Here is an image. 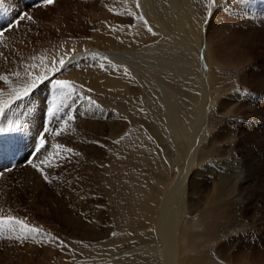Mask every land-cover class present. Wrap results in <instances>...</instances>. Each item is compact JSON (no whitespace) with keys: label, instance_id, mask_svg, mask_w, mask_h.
<instances>
[{"label":"rangeland","instance_id":"rangeland-1","mask_svg":"<svg viewBox=\"0 0 264 264\" xmlns=\"http://www.w3.org/2000/svg\"><path fill=\"white\" fill-rule=\"evenodd\" d=\"M89 1L54 0L47 4L45 0H0V60L4 61L0 72L10 63L16 67V80L32 82L37 76L46 77L34 87L43 90L40 96L45 102L39 101V95L30 98L28 111L33 112L29 117H41L42 110L51 107L55 97L64 99L69 95L80 98L85 112L82 118H77L76 110L67 108L71 113L70 130L57 132L60 123L56 125V122L37 126L28 138V144H32L25 148L21 137L24 126L30 131L33 125L30 120L19 122L22 130L4 134L6 144L0 145V216L24 220L41 232H22L14 223L0 225V264H103L112 257L110 250L120 248L118 244L106 245L105 239L108 241L120 228H130L134 206L138 205L137 211L142 214L143 206L155 192L147 176L156 185L157 193H161L164 185L175 184L191 161L194 164L187 180L208 181L210 189L196 195L187 194L190 212L187 220L196 225L192 233L207 234L208 226L213 223L220 230L233 224L234 259L227 264H264V0H188L200 19L199 33L204 31L220 55L235 66L216 65L210 70L217 85L211 93L209 133L195 160L189 149L179 153L170 141L161 144L153 141L160 145L169 161L170 174L165 171V164L154 167L138 159L150 146L146 145L145 136H138L136 126L131 125L116 137L110 135V127L122 128L121 115L137 113L133 105L92 90L71 77L78 72L93 75L100 65L104 68L107 65L101 52L90 51L87 44H82L83 49L79 44L90 41L96 29L84 36L70 35L76 34L78 22L93 18L99 30L113 32L124 24L111 26L107 20L120 16L125 8L132 9L129 1L125 3L128 7H123L121 0H111L109 6H105L104 0H98V5L88 4ZM73 6L84 7V16H79ZM70 7L74 11L69 12ZM55 39L60 46L52 44ZM70 40L78 47L69 49ZM26 49L30 54L25 55ZM78 50L85 54L65 63L66 67L60 66V59L66 62ZM20 57L24 58L21 62ZM53 68L60 70L53 71ZM140 70L147 75L145 68ZM0 77H3L1 73ZM56 79L70 81L71 93L62 94L54 86ZM41 136L45 145L35 152ZM215 173H221L222 181ZM45 175L47 181L43 178ZM220 182L226 196L209 206L204 196ZM7 187H17L15 190L24 192L23 198L18 197L13 205L7 204V198L12 196ZM234 196L242 205L239 212L232 207L236 203L232 202ZM111 208L117 214L112 215ZM153 231L158 240L157 230L153 228ZM198 239L197 246L188 252L204 257L198 264H217L219 260L213 258L215 241L205 235ZM202 242L203 246L199 247Z\"/></svg>","mask_w":264,"mask_h":264},{"label":"bare ground","instance_id":"bare-ground-1","mask_svg":"<svg viewBox=\"0 0 264 264\" xmlns=\"http://www.w3.org/2000/svg\"><path fill=\"white\" fill-rule=\"evenodd\" d=\"M121 1L124 2L123 7L129 1L128 3H130L132 9L126 11L125 8L120 16H114L115 19L107 20L111 26L123 23L124 27L121 29H115L113 32L112 30L111 32L99 30L98 23L92 20L93 18L84 21L85 18L84 22L82 20L78 22L77 26L81 27L76 26V34L70 33L72 37L84 36L87 33L90 34L91 30L96 29V31H93L90 41H83L79 44L81 48L84 46L82 44H87L90 46V51L101 52L103 57L106 58L104 61L107 62H104V64H107L105 68L101 65L99 69L96 67L99 71L93 75L79 74L78 72V74L71 77L92 90L126 100L127 104L133 105L137 113L121 115L122 118L119 120L122 128L110 127V135L116 137L128 130L131 125L136 126L138 136H145L148 139L146 145L150 146V149H147L138 159L154 167L165 164V171L170 174V163L168 164L169 161L162 153L160 145L158 147L156 143L161 144L163 141H170L179 153L189 149L192 159H194L209 133V113L213 104L211 93L217 85V79L213 78L214 76L211 75L210 70L216 65L226 67L235 65L231 61H226L220 55V51L217 47H213L215 45L209 39V36L205 35L204 31L199 33L200 19L195 15L188 0ZM97 2L98 0H91L88 4L96 5ZM111 2V0H104L105 6L111 5ZM137 4H139V7H137ZM73 7L77 8L79 16H84V7ZM73 7H70L69 12L74 11ZM149 27L152 29L151 32L148 30ZM52 44L59 45V41L55 39ZM75 45L76 42L71 41L67 46L69 49H73L72 47ZM76 46L78 47V45ZM27 53L29 51L26 49L25 55ZM202 53L205 55L204 59H201ZM84 54L78 50V53L68 58L65 63L73 62ZM17 56L19 57V54ZM23 59L20 57V62ZM3 63L4 61L0 60V64ZM141 67L145 68L147 75L140 70ZM125 69H127V72H125ZM0 73L3 77H7L6 80H0V107L4 108L3 113L0 114V127L6 128L9 121L25 123V121L30 120L33 123L30 131H27L24 126V133L21 137L24 140L22 143L23 148L32 144H28V138L37 126L44 127L49 123L56 122V125L60 123L56 127L57 132L62 133L70 130V127H72L70 124L72 123L68 116L71 113H68L67 108L76 110L74 115L77 118H82L85 114L80 98L69 95L64 99L54 98L57 105L54 114H49L51 107L47 106L45 110H42L41 117L31 118L33 111H28V100L37 95L40 96V92L43 90L38 91V89L32 88L26 95H22L32 82L29 80H16L14 75L16 67L10 63H6L3 72ZM39 99V101L42 100V103L45 102L42 96ZM12 114L13 118L11 119ZM20 115L22 119H19ZM26 126L28 125L26 124ZM17 130L22 129L18 128ZM5 133L9 134L8 131H0V145L2 147L6 144ZM199 157L204 160L203 155ZM193 164L194 161L189 163L185 173L176 179L175 184L164 185L161 188L163 189L161 193H157L156 185L151 182V177L148 178L147 176L146 179L150 182V188H153L155 192L152 193L146 206H143L142 214L137 211L138 205L134 206L130 228H120L108 241L105 239L104 243L106 245L118 244L120 248L110 250L113 255L103 264H198L202 262L204 257L193 255L188 250L195 245L197 246L198 238H203L204 235L205 237H211L216 243L214 246L216 254H213V258L226 264L231 263V258L234 259V254L231 252L234 240L231 239L233 224H230L228 229L221 230L214 225L215 223L210 224L206 230L207 234L198 236V234H193L196 225L190 224L187 220V216L190 214L187 203L188 192L196 195L210 190L208 181H198L194 178L187 180L189 169ZM219 168L221 167L219 166ZM219 174L221 173H217L216 177L219 181H222ZM221 186L222 183L220 182L219 185H215L214 191H210L209 194L204 196V200H208L209 206L218 203L222 200V197L226 196ZM232 188L234 187L232 186ZM6 189L12 191H10L12 196L9 200L7 198V204L13 205L18 197L23 198L24 192H19L14 187H7ZM1 197L2 193L0 192ZM142 201L141 198L140 204H142ZM232 202H237L235 196ZM111 210L112 215L117 214L114 208H111ZM231 217L233 218V216ZM147 228L148 230H146ZM153 228L157 230L158 240L155 237ZM226 237L229 240H225ZM203 244L202 242L199 247ZM9 256L11 261L12 251ZM219 261L215 263L222 264Z\"/></svg>","mask_w":264,"mask_h":264},{"label":"snow or ice","instance_id":"snow-or-ice-1","mask_svg":"<svg viewBox=\"0 0 264 264\" xmlns=\"http://www.w3.org/2000/svg\"><path fill=\"white\" fill-rule=\"evenodd\" d=\"M213 2H215V0H213ZM45 3L52 4V3H54V0H45ZM137 7H139V4H137ZM145 23H147V22L145 21ZM148 30L151 32L152 31L151 27H149ZM204 58H205V55H204V53H202L201 54V59H204ZM59 64H60L61 67H63V65L65 64L64 59H60L59 60ZM59 70L60 69H58V68H53V71H59ZM125 72H127V69H125ZM0 79H5L6 80L7 77H0ZM43 79H46V77L37 76V77L33 78L32 83L28 85V88H26L24 90V92L22 93V95H26L27 92L31 88L36 87L37 86V83L39 81L43 80ZM54 86L58 90H60L62 94H70L71 91H72L71 82L70 81H67V80H59V79H56L54 81ZM56 108H57V105H56L55 100H54L51 108L49 109V114L50 115L54 114V111L56 110ZM3 111H4V108L3 107H0V114H2ZM19 127H20L19 121H16V122L9 121L8 122V126L6 128L5 127H0V131L13 132V131H16ZM44 145H45V140H44V137L41 136L40 137V141H39V147L37 148V151H39L40 148H43ZM55 147L60 148L62 146L56 145ZM66 151L71 152L72 149H66ZM43 178L46 181L48 180V176L47 175H45ZM241 207H242L241 203L239 201H237L234 204V206H233V210L235 212H239L241 210ZM240 222L243 223L244 221L241 219ZM13 223L16 224V225H19L20 230L22 232H25V233H40L41 232V229L35 228V227H31L24 220H19L16 217H12V216L0 217V225H12ZM13 230H15V229H13Z\"/></svg>","mask_w":264,"mask_h":264}]
</instances>
